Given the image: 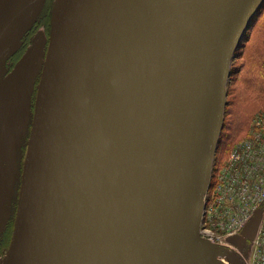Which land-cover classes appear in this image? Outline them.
<instances>
[{
    "label": "water",
    "instance_id": "obj_1",
    "mask_svg": "<svg viewBox=\"0 0 264 264\" xmlns=\"http://www.w3.org/2000/svg\"><path fill=\"white\" fill-rule=\"evenodd\" d=\"M42 1L0 0V36ZM263 5L61 0L55 15L56 4L48 51L28 60L45 58L0 264H242L200 226L233 56Z\"/></svg>",
    "mask_w": 264,
    "mask_h": 264
},
{
    "label": "rangeland",
    "instance_id": "obj_2",
    "mask_svg": "<svg viewBox=\"0 0 264 264\" xmlns=\"http://www.w3.org/2000/svg\"><path fill=\"white\" fill-rule=\"evenodd\" d=\"M57 1L58 0H43L42 3L40 2L37 6L38 8L29 9L24 15V17L26 16L24 27L14 32H11L13 30L12 28H7L4 31L5 33L3 32L4 34L2 33L0 36L1 41L5 35L9 34L7 42L0 45V106L6 105L7 100L12 97L10 104L8 103V107L10 108L9 113L0 110V117L3 115H10V117L14 119L11 127L7 126V129L3 128L5 130L2 129L0 132V261L2 262L5 261L7 257L14 235L24 165L34 123L35 111L33 113L32 96L35 87H37L38 92L43 71L44 62H40L36 66H30L28 60L34 47L43 46L44 48H49L48 43H50L52 18ZM31 11L33 14L30 13ZM259 11L254 16V23L252 20L240 42L239 48L236 50L237 52L233 56L227 84V106L224 114V129L231 128L235 130L237 128L235 127L237 125L236 123H241L234 118L235 108L238 102H241L238 107L242 106L245 107L246 110L248 109L247 113L250 112L253 107L256 109L258 106L264 104V83L257 82V79L261 75L259 73V58L264 56V5ZM46 25H48V31L45 28H41ZM48 48L46 51H48ZM19 50H21L19 56H22L20 58V64L25 58L26 61L22 65L16 64L14 66V74H9L7 77L8 84L6 83V85L3 86L1 83L4 81V74L8 73V66ZM28 65L32 68L28 67ZM33 68H35V70ZM25 70L28 73L29 79L23 83L21 89H19L18 92H16V90H14L15 92H5L7 89L9 90L10 76H12L13 79V77L17 75L18 78ZM36 95L37 94L34 95V98H37ZM231 114L232 116H230ZM3 121L6 123L5 120ZM15 121H19V125H17ZM246 124L247 122L241 123V126H244L242 131L248 129V125ZM222 131L221 136L226 133L223 129ZM3 132L5 133L3 134ZM239 135H242L241 131L234 135L230 144L236 141L240 137ZM221 136L217 144L213 172H215L219 166L221 161L219 159L220 154L224 150L223 147L229 141V139L226 138L222 142ZM213 172L212 174H214ZM211 189L212 187L210 188V192ZM209 203L210 193L208 188L200 226L201 236L206 235L204 230L206 229V222L208 219L207 212ZM232 242L236 247H230V250L239 251L241 253L244 251L240 244L234 241Z\"/></svg>",
    "mask_w": 264,
    "mask_h": 264
},
{
    "label": "built area",
    "instance_id": "obj_3",
    "mask_svg": "<svg viewBox=\"0 0 264 264\" xmlns=\"http://www.w3.org/2000/svg\"><path fill=\"white\" fill-rule=\"evenodd\" d=\"M261 209L263 218L246 258L228 250L229 240L242 237V231L254 212ZM205 237L218 247L237 256L242 264H264V109L253 119L249 134L230 151L219 166L210 193ZM220 264H232L219 256Z\"/></svg>",
    "mask_w": 264,
    "mask_h": 264
},
{
    "label": "trees",
    "instance_id": "obj_4",
    "mask_svg": "<svg viewBox=\"0 0 264 264\" xmlns=\"http://www.w3.org/2000/svg\"><path fill=\"white\" fill-rule=\"evenodd\" d=\"M260 13V11H259ZM258 13V14H259ZM258 16V15H257ZM256 16V17H257ZM254 19H253V23H254ZM253 25V24H252ZM237 52V51H236ZM235 52V53H236ZM259 65H260V77L257 79V82L258 83H264V56H261L259 58ZM240 73V71H239ZM241 102H238L237 105H236V108H235V113H234V118L237 119V121L239 122H247L246 125H248V129L246 131H242L243 130V125L241 126V123H236L237 125L235 127H237L235 130L231 129V128H227V129H223L226 133L223 134V136H221V141L223 142L226 138L229 139L228 143L223 147V152L220 154V157L219 159L221 160L220 161V164L219 166L225 161V159L227 158L230 150L232 149V147L237 143V141L239 142L240 139H243L248 133H249V130H250V126H251V122L254 118V116L257 114V112H259L260 110L264 109V104L258 106L256 109H254V107L252 108V110H250V112L247 113L248 109L246 110L245 107H238L239 104ZM250 113V114H249ZM232 116V114L230 115ZM242 128V129H241ZM242 133V135L236 140L234 141L232 144H230V142L233 140V137L234 135L237 133V132H240ZM221 152V151H220Z\"/></svg>",
    "mask_w": 264,
    "mask_h": 264
},
{
    "label": "flooded vegetation",
    "instance_id": "obj_5",
    "mask_svg": "<svg viewBox=\"0 0 264 264\" xmlns=\"http://www.w3.org/2000/svg\"><path fill=\"white\" fill-rule=\"evenodd\" d=\"M18 25H16V26H13L12 27V31L11 32H14V31H16V30H18L19 28L17 27ZM41 28H45L47 31L49 30L48 29V25H46V26H43V27H41ZM10 32V33H11ZM8 36H9V34H7V35H5L2 39H1V41H0V45H3V44H5L6 42H7V40H8ZM48 46H49V43H48ZM48 48V47H47ZM47 48H44L45 49V51L47 50ZM21 54V50H19V52L18 53H16V56H14L13 58H12V60H11V62H10V64H9V66H8V73H6V74H4L5 75V78H4V81H2V83H1V85H3V86H5L6 85V83L8 84V81H7V77L9 76V74L11 73V74H14V72H15V70H13V68H14V66L17 64V65H20V58L22 57V56H19ZM26 59V58H25ZM45 59V58H44ZM44 59H43V61H41V62H44ZM31 66V65H30ZM31 68V67H30ZM13 70V71H12ZM11 77V80H10V82H9V90L7 89L5 92H15L14 90H16V92H18L19 91V89H21V87L23 86V83L26 81V80H28L29 79V76H28V73H27V71L25 70L24 72H22L21 74H20V76L17 78V75H15L14 77H13V79H12V76H10ZM38 83V82H37ZM37 85V84H36ZM35 94H37V87H35V91H34V93H33V96H32V101H33V113H34V111H35V105H36V97L34 98V95ZM37 96V95H36ZM9 100H12V97H10V99ZM9 104H10V101H9ZM0 107H3V108H5L6 107V105H1ZM1 111H4V112H6V113H9V111H6V110H1ZM5 115H3V116H1L0 117V122H1V124H0V132L2 131V129L3 128H6L7 126H10L11 127V124H7V123H5L3 120H5V118H6V116L4 117ZM3 119V120H2ZM7 129V128H6ZM3 130H5V129H3ZM5 132H3V134H4ZM13 224V223H12ZM229 247H232V248H235L236 246H234L233 244H229L228 245Z\"/></svg>",
    "mask_w": 264,
    "mask_h": 264
},
{
    "label": "bare ground",
    "instance_id": "obj_6",
    "mask_svg": "<svg viewBox=\"0 0 264 264\" xmlns=\"http://www.w3.org/2000/svg\"><path fill=\"white\" fill-rule=\"evenodd\" d=\"M58 3H57V6H56V11H55V15H56V13H57V10H58V8H59V5H60V3H61V0H58L57 1ZM38 93V92H37ZM9 101L10 100H7V102H6V107L5 108H3V107H0V110H6V111H9L10 110V108L8 107L9 105H8V103H9ZM225 119V118H224ZM5 121H6V123H8V124H12L13 122H14V119L13 118H11L10 117V115H6V118H5ZM15 123L17 124V125H19V121H15ZM224 125V124H223ZM222 129H224V128H222ZM223 131H221V133H222ZM220 136H221V134H220ZM219 139H220V137H219ZM219 142V141H218ZM216 152H217V150H216ZM216 155V154H215ZM214 161H215V158H214ZM215 163V162H214ZM214 163H213V165H214ZM219 168V166L217 167V169ZM217 169L215 170V172H213V167H212V172L214 173V174H212V172H211V179H210V185H209V193H211L212 192V190H213V187H214V178H215V174H216V171H217ZM212 187V189H211V192H210V188Z\"/></svg>",
    "mask_w": 264,
    "mask_h": 264
}]
</instances>
